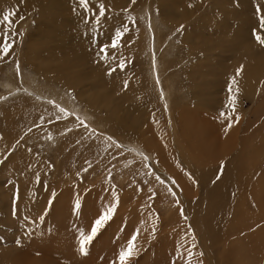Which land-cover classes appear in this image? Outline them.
<instances>
[{"label": "rangeland", "instance_id": "374dc122", "mask_svg": "<svg viewBox=\"0 0 264 264\" xmlns=\"http://www.w3.org/2000/svg\"><path fill=\"white\" fill-rule=\"evenodd\" d=\"M233 1L234 0H218L217 10H215L214 7L211 8L209 6L211 3L209 0H197L196 6L191 11L190 18L188 19L189 21L196 23L200 22L207 17L206 14L215 11L211 12L215 14V17L220 16V20L229 22L228 28H224L223 23L219 20L215 22V20L206 18L203 21L207 26L222 29V32H219L218 36L213 33L202 32L203 29L198 31V27V34L189 30L192 26H188V22L182 19V14L180 12L172 10L168 18H164L162 16V11L155 8L149 1L140 2L134 9L128 12V15L120 19V29L125 23L124 18L127 19L126 23H131L133 27V31L129 36L134 43L131 50L119 48L123 53V56H120L119 59L121 58L120 60H123L124 64L125 61H129L127 59H130V61L125 64L126 66L121 68L119 66L120 60L116 59L114 61L115 64L111 68L108 66L104 69L105 73H109L112 68H115L116 70L114 73L115 78H118L117 81L120 79L121 75H123L122 77L124 79H121L119 82L121 84H119V91L121 92L123 89L130 93H128L127 98L123 100L120 92H112L113 105L117 106V111L115 112L113 109L111 113L108 110L104 112L110 119H117V116L121 119H125L126 125L118 128L114 125L110 127V123L108 122L106 124L104 122L105 119L100 116L101 112H91L84 97L79 98L70 91H64L63 93L60 91V87L40 79L39 75L36 74L37 72L28 64L32 59H29L27 56L29 60L27 61L25 56L27 48H31L36 42L39 44L40 41H44L40 34L42 30L38 23L39 18L35 14H31V17L23 14V12L18 9L19 7L16 9L17 11L14 10L13 5L16 4V0H0V19H2L3 13L9 11L15 12V15L12 16V20L15 21L12 24L13 31L11 33V36L15 35L12 36L14 46L6 57L0 58V135L4 136V140L0 142V264H15L18 259H26L23 251L26 247L35 243L36 240H33V238H36L38 231L42 229L43 231L51 232L53 230V225L56 229L58 228L56 226L58 225L57 219L60 218L61 215L53 219L56 215V209L54 208L62 204H64L65 209L69 210V207L71 208L69 214L68 210H66L64 214L70 218L71 221L79 224L76 225V227H78V233L73 235V239L75 238V246L79 251L80 231L83 230L85 234H89L94 220L98 218L107 206L102 204V206H97V209L93 208L87 212L86 221L83 222L80 221L79 216H77L79 209L77 210L75 208L76 202L77 200H79V202L86 200L85 196L87 198V191H98L100 186L109 187L111 182L114 183L120 195L116 202L115 214L99 231L94 240L87 245V250L88 248L97 249L101 247L103 241L106 239L109 241V238L112 236L111 233L115 232L114 228L118 227V231H121V236H123L126 243L129 241L127 236L131 237L133 234L135 235V233L150 235L145 240V243L142 244L143 246L137 244H141L142 241H136L137 246H139L138 251L131 258L129 264H161L164 256L163 264H208L202 254L199 256L198 251L193 252L191 249V253H188L189 248H191L189 244L183 247L182 250L184 251L183 253H178L179 256H177L178 254H174V248H171L160 258L157 257L156 253L149 257L151 245L147 244V241L151 237H154V240L163 236L166 228L165 225H167V229L170 230L171 218L179 214L177 213L179 209L173 201L166 203V201L163 200L167 199L171 194L168 190L164 189V187L162 189L160 188L162 180L152 172L153 170L150 167L149 161L155 158L153 157L154 154L141 144L142 140H137L134 133L135 131H139V133L145 132V135L143 137L141 136L142 139H149V136H151L149 131H157L159 137L165 138L168 133V124L170 123V127L172 125L171 114L174 120L173 122L176 123V125L178 124L177 126H179V129H182L179 125L181 121L180 118H178L179 115H177L176 109H173V113L170 112L172 110L171 105L175 106L182 103L185 109L189 108L191 105L186 103L188 85L192 81H194L193 85L194 83L202 84L204 86L202 88L204 96L207 98H214L219 104H223L225 109L222 112L228 113L231 116V120L228 121L231 123V127H229V136L226 133H222L218 135L219 139L217 140L220 142L218 155L227 154L229 155V160L232 158L236 160H234L235 163L233 167L236 177L233 180V185H240L244 193H249L251 191L252 181H247L250 180L248 176L262 175L263 183L261 185L264 186V44H261L256 39V35L264 38V29H261L259 26V16L256 12V7L249 9L243 6V9H241V6ZM259 1L261 3L262 13H264V0ZM234 13L241 14L242 17L249 16V23L245 24V29L243 28L244 31L242 30L243 25L240 26L242 20H240L239 16L237 17L239 20H235V18H233ZM225 15L228 16V19L225 18ZM204 16L206 17L204 18ZM238 25L240 26L239 30L237 29ZM4 28V25H0V43L3 42L2 34ZM38 28L41 31H39ZM226 31L227 36L224 35ZM200 40L206 41L203 46L200 45L201 51H199V53H201L202 57L198 51H196V53L194 52L195 54L193 53L194 55H192L190 61H187L188 59L185 60L187 46L195 45V48L198 49L199 45L196 44L199 43ZM18 45L20 47H18ZM50 46L52 49V41ZM129 50L132 52L131 55ZM137 53L140 54V56H134ZM124 54L128 58H124ZM22 58L24 60H22ZM192 58L194 60H192ZM209 59L211 61H209ZM200 60L203 65L201 67L199 63ZM206 60H208V62H206ZM195 61H199V64ZM251 61L254 62V66L250 63ZM197 66H199L201 70L199 67L197 68ZM205 68H207V70ZM92 69L94 68L87 67L84 72L92 74ZM242 72L248 75L245 82L244 78L243 80H237ZM257 73L261 74L254 82L253 78ZM189 74L191 75V79ZM233 77L235 83H233ZM166 86L169 88L172 98L175 97L173 100L170 96L169 100L166 98ZM229 87L232 88L231 93L229 92ZM42 89L47 92L43 94L44 96L40 93ZM98 90H100V88ZM252 90L253 93H251ZM49 91L53 92L55 96L56 93L61 92L65 104H67L68 107L58 102L57 99L50 95ZM92 91H95V89H89L87 93H91ZM196 92H198L196 89L192 91V93ZM85 96H88V94ZM230 97H235V111L232 110ZM136 101H140L139 103L141 104V110L138 113V121H136V112L129 111L131 110L132 103ZM16 106L24 107L25 110L20 109L17 113L18 115H13V118L8 116L7 114L12 115L10 113V108L15 109L14 107ZM38 107L46 112V116L51 122L54 121V118H57L58 113H60L59 109L63 108L65 110L64 114H66V116L62 114L63 118L69 125L75 126V128H73L74 131H58L57 133L61 136L52 134L43 137L37 131L33 132L35 134L30 133L29 130L23 129L22 131V129H19L20 125L11 127L3 123L8 120H14L15 117L21 119L23 116L24 118L25 114L26 122H28L29 119L27 115L39 116L38 110H36ZM166 114L169 116L168 119ZM237 117L239 118L238 121ZM17 119L15 121L19 123ZM36 122L38 130L41 131L40 126H42L43 121L37 117ZM131 122H133L132 125ZM226 122L227 120H224L223 125H225ZM51 125L56 127L53 122ZM83 128L85 129V134L82 135L81 132L84 130ZM70 129L72 128H69V130ZM112 129L116 130L113 131ZM160 142L161 139H159L158 143L154 144V146L158 145ZM23 148L25 150H23ZM30 150L36 152L41 160L38 158H31L30 154H28ZM261 150L263 151L262 153ZM12 157H16L18 160L15 163H11L10 159H12ZM19 161L23 162L20 163ZM148 166L150 169L146 168ZM76 176L78 177L76 178ZM150 176L153 180H150L152 179ZM37 177H39V179H37ZM140 178L142 181H140ZM194 179L196 180V177ZM157 180L160 182L159 185ZM151 182L157 183L153 184ZM192 183L194 184L191 187L193 193L196 189V183ZM71 186L76 188L63 192L65 187ZM157 186H160L158 187L160 189H157ZM60 193L65 200H58L61 195ZM100 193L99 191L97 195ZM160 197H163L162 201ZM195 198L198 199L197 195ZM155 202H161L162 205H160V207L158 206V209H156L154 208ZM168 205L170 207H168ZM226 208L228 210L235 209L233 206L230 208L227 206ZM117 211L118 215L116 219ZM123 215H125V217L128 215V217L124 218ZM138 215L143 219L139 218ZM41 216H43V219H40ZM25 217H27V221H25ZM153 217L154 219L152 220ZM229 217L232 216L229 215ZM144 218L149 221L151 220V222L145 221ZM155 220H158V222ZM91 221H93V223H91ZM115 221H117L119 225ZM184 222L185 223L181 227L187 225L186 219H184ZM160 223H163V227L160 226ZM67 227L71 229L70 224H68ZM149 228L156 230L155 232L152 230L153 233L148 231ZM123 229L125 231H123ZM146 231L149 233H146ZM119 233H114L112 236L113 239L110 241L112 244L118 242L120 238ZM123 233H127L126 236H124ZM183 234L186 235L189 234V232L184 231ZM243 236L244 235H242V237ZM46 238L49 240L48 237ZM123 238L119 243L120 246L118 245L120 248H123L125 245ZM104 252L105 249H103L101 253L104 254ZM164 252L165 250H162L160 253L163 254ZM226 253L227 249H221L217 256L226 255ZM39 256V258L34 255L29 257L32 260L36 257L38 261H41L43 257L41 254ZM170 256H175L177 258L168 262ZM216 258L222 263L224 262V259ZM51 262L52 264H56L58 260L52 256ZM226 263L232 264V261L228 258ZM117 264H119V262Z\"/></svg>", "mask_w": 264, "mask_h": 264}, {"label": "bare ground", "instance_id": "6f19581e", "mask_svg": "<svg viewBox=\"0 0 264 264\" xmlns=\"http://www.w3.org/2000/svg\"><path fill=\"white\" fill-rule=\"evenodd\" d=\"M142 1H149L155 8H158L160 11H162L163 14L162 16L164 18H168L172 10L176 12H180L182 14L181 15L182 19L188 22V26H192L191 28H189V30L196 32L197 34H198L197 27H198V31L203 29L202 32L213 33L214 35L217 36L219 32H222V29L212 26H207V24H204L203 21L206 18H209L210 20H215V22L219 20L223 23L224 28H228L229 22H225V20H220L221 18L220 16L215 17V14L211 13L215 11H211L210 13L206 14L207 17L204 16V18L205 17L206 18L200 22L196 23L193 21H189L188 19L190 18L191 11L196 6L197 0L196 1L195 0H135L134 3L133 0H90V6L96 8L97 11H98V4L100 3H103L106 7V16L104 19H102L101 24L99 26H96V28L93 27V21L91 19H89V22L87 24L84 22L85 14L83 10L79 8L77 0H16V4L13 5L14 10H16L19 7L18 9L21 10L23 14L29 16L31 14L32 15L35 14L39 18L38 23L40 24L42 31L39 29L40 27L38 28V30L41 31L40 33L41 38H43L44 40V41H40L39 44H37L36 42L34 46H31L33 45L31 44L29 45L31 46V48L29 49L27 48L25 55L26 59L27 56L29 59H32L30 61L27 59V61H29L28 62L29 66L32 69H34L35 72H37L36 74L39 75L40 79H43L48 83H52L60 87L61 92L64 93V91H70L73 95L75 94V96L77 95L79 98L84 97L85 102L88 105L90 111L101 112L100 116H102L105 119V121L104 120L103 121L106 124L107 122L111 124V125L109 124L110 127L114 125L117 126L118 128L119 127L121 128L123 125H126L124 118L121 119L119 116H117L118 118L117 119L114 118L113 120L110 119L104 112L108 110L111 113L113 109L115 110V112L117 111L116 110L117 106L113 105V99L111 93L120 92L119 82L121 79L123 80L124 78L122 77L123 75H121L120 79L117 81L118 78H115L114 72H111V74L105 73L104 69L108 66H110L111 68L115 64V62L111 59L112 56H115L118 60L121 59V58L119 59V57L123 56V53L120 51L119 48L121 49L126 48L131 50L134 44L131 40L132 38L131 39L129 38V36L133 31V27L131 23H126L127 19L124 18V22H125L124 25L126 24L129 30L124 35V37L121 40H119L120 43L119 48L111 49V47H109L108 59H105L104 55L100 53V47L104 44H108V45L111 44L112 39L116 38L115 30L120 29L119 28V22L121 21L120 19L122 17H125V15H128V12L134 9L136 5ZM209 1L211 2L209 6L211 8L214 7V9L217 10L216 7L218 5V0H209ZM233 2H237L241 6V9H243V6L244 8L247 7L251 9L261 4L259 0H234ZM74 9L76 10L74 11ZM238 16L240 20H242L240 26L243 25L242 26V30H243L245 24L249 23V16L242 17L241 14L234 13L233 18H235V20L237 19L239 20V18H237ZM225 18L228 19V16L225 15ZM172 23L178 25L175 22ZM240 26L239 25L237 26L238 30ZM224 35L227 36V31L226 34ZM51 41L53 43L52 49L50 46ZM20 42H21V38H20ZM205 42H206L205 40H200V42L196 44L199 45L198 49L195 48V45L192 46L188 45L185 60L188 59L187 61H190L192 55H194L196 51H198L199 53V51H201L200 45L203 46ZM18 47L20 46L18 45ZM130 50L129 52L131 55L132 52ZM199 54L201 55V53ZM137 55L140 56V54L138 53L134 56ZM124 58H128V57L125 55ZM22 60L24 59L22 58ZM127 60L130 61V59ZM192 60L194 59L192 58ZM129 61L127 62L125 61V64H127ZM209 61L211 60L209 59ZM195 62L198 63L199 61H195ZM206 62H208V60H206ZM199 63H200V67L203 66L201 60ZM250 63H252V66H254L253 61H251ZM87 67L94 68L92 69V74L88 72L86 73L84 72L85 68ZM198 67L199 66H197V68ZM200 67L199 69L201 70ZM205 69L207 70V68ZM261 73H257L254 76L253 78L254 82L255 79L260 76ZM247 76L248 75L245 72L244 73L242 72L238 76L237 80L238 79L243 80L244 78V82H245L247 80ZM190 79H191V75H190ZM193 82L194 81H192L188 85V90L186 89L187 102L186 101L185 102L190 104L191 106L190 107L186 106L189 108L185 109L182 103L177 105H175L174 103L175 106L171 105L172 110L170 112L173 113L174 111L173 109H176V113H178L177 115H179L178 118H180L181 121L180 122L181 124L179 125L181 126L182 129H179V126H177L178 124L176 125V123L173 122L174 120L172 119V114H171L172 125L170 127V123L168 124L169 125L168 126L169 128L167 129L168 133L165 138L159 137L157 131H149L150 132L149 134H151V136H149V139L147 138L142 139V137L145 135V132L139 133V131H135L134 133V136L137 138V140L138 139L139 141L142 140L141 144L144 145L147 150L148 149L151 150V152L154 154L153 157L155 158L149 161V164L151 169L153 170L151 171L154 173V175L158 176L159 179L162 180L161 187L157 186V189L160 188L162 189L164 187V189L168 190V192H170L171 194L169 197H167V199H163V197H160L161 201L162 199L165 200L166 203L173 201V203H175L179 209L177 211V213H179L178 215H176L177 217L175 215L173 217L171 216L172 217L171 218L172 221L170 224L171 229L168 230L167 229L168 226L165 225L166 228L163 236H161L160 238H156L154 240H153L154 237L153 238L151 237L147 241V244L151 245L149 257L153 256L156 253L157 257L160 258L164 256L171 248H174V254H178V253L180 254L183 253L184 251L182 250L183 247L189 244L191 245V248H189L188 253H191V249L193 252L198 251L199 256L200 254H202L205 257L208 264H227L226 261L228 260V258L232 261V264H264V186L261 185L263 183V177L262 175L248 176L250 180L247 181L248 182L252 181L251 183L252 185L249 184L251 185V191L249 193H244L242 190V186L233 185L234 184L233 180L234 178H236L233 171L234 163L236 160L235 158L229 160V155L227 154L218 155V147L220 146V142L217 140L219 139L218 135H221L222 133H226L229 136V126H228L229 119H225L224 117H221L219 115L225 109V106H223V104H219L217 101H215L214 98L205 97L202 89L204 86L202 84H195V83L193 85ZM99 88L100 90H98ZM89 89H95V91H92L91 93H87ZM195 89L198 92L192 93V91L193 90L195 91ZM253 90L251 91V93H253ZM31 92L34 93L33 91ZM45 92L46 91L43 89L40 90V93L42 95ZM49 92L50 95H52L55 99H57L58 102L65 104L61 92L56 93V96L54 95L53 92L51 91ZM128 93L129 92L122 89L120 95L123 100L127 98ZM86 94H88V96H85ZM165 95L168 100H169V96L171 97L172 100L173 98H175V97L172 98L170 90L167 86L165 87ZM139 102L140 101H136L132 103L131 110H129L132 112L134 111L136 112V117H137L136 121H138V117H139L138 113L141 110L140 109L141 104ZM65 106L68 107L67 104H65ZM14 108L15 109L10 108V113L12 115L7 113L5 114L13 118V115H16L20 109H24V107H18V106ZM36 110H38L39 116L27 115L29 119L28 122H26V114H25L24 118L23 116L21 119H17L15 117L14 120H10V121L8 120L3 123L11 127L15 125H20L19 129H22V131L23 129L29 130L30 133L37 131L43 137H46L47 135L58 134L57 133L58 131H71L73 130V128H75V126L69 125L63 118V115L66 116V114H64L65 112L58 113L57 118H54V121H52L53 124L56 126L54 127L51 125L52 124L51 120L46 116V112L39 109V107ZM37 117H39L40 120L43 121L42 126H40L41 131L38 130V125L36 122ZM166 117L168 119L169 116L166 114ZM16 119L19 121V123L15 121ZM224 120H227L225 125H223ZM132 123L133 122H131V125ZM69 128L72 129L69 130ZM81 134L82 135L85 134V129L81 132ZM159 139H161V142L158 145L154 146V144L158 143ZM1 140H4L3 135H0V142ZM23 150L25 149L23 148ZM262 150L261 153L263 152ZM28 154H30L31 158H35V159L38 158L41 160V158L37 156L36 152L32 150H30ZM144 155H148V154H144ZM17 160L18 159L16 157H12V159H10V162L15 163ZM19 162L22 163L23 161H19ZM222 163H223V168L221 167ZM146 168L150 169L149 166ZM221 171L223 174L220 175L219 179H216L217 175ZM189 173L192 174L191 177L189 176ZM77 177L78 176H76V178ZM193 177L194 178L196 177L197 183H196V189L192 193L191 187L194 185L192 183ZM150 180H153V178ZM140 181H142L141 178ZM159 183L160 182H158V185ZM110 186L109 187L100 186L98 188L99 189L98 191L97 190L91 192L87 191V198L85 196L86 200H84L83 202L80 201L81 204L79 208V213H77V216H79L80 221L83 222L86 221L87 212H89L93 208L97 209L96 208L97 206H102V204H105L106 206L110 204H116L117 199L119 198L120 195L118 194L116 190L117 188L113 182H111ZM75 188L76 187L74 186L67 188L65 187L63 189V192ZM169 189L171 191H169ZM99 191L101 193L97 195ZM172 193H175V195H173ZM196 195L198 199L195 198ZM62 199L65 200V198H63L61 194L58 200L62 201ZM160 205H162L161 202H155L154 208L158 209V206L160 207ZM227 206H229V208L233 206L235 209L228 210L226 208ZM168 207L170 206L168 205ZM54 209H56V215L54 216L53 219L57 218L58 215H61V217L57 219L58 225L56 226L58 228L56 229L55 226L53 225L52 227L53 230L51 232L43 231L42 229L38 231V233L36 234V238H33V240H36L35 243H32L30 246L26 247L25 250L23 251L24 257H26V259L25 258L18 259L16 260L15 264H41V263L52 264L51 262L52 256H54L58 260L56 264H65V263L113 264V262L114 264H117L119 262L118 261L119 251L126 248L127 243L123 238V236H121L120 230L119 233L118 227L114 228L115 230L114 233L120 234V238L118 242L114 244L110 242L111 239H113L112 236L114 235V233L110 232L112 236L109 238V241L108 239L105 240L104 238L105 241H103L101 247H98L97 249L88 248L87 255H84L78 251V248L75 246L74 243L75 238L73 239L74 237L73 235L75 233H78L77 232L78 227H76V225L79 224H77L74 221H71L70 218H68L64 214V212L68 210L64 208V204L59 205ZM70 212H71V208L69 207L68 214ZM117 215H118V211L116 212V219H117ZM229 215L232 217H229ZM123 217L127 218L128 215L127 217L123 215ZM138 217L142 218L139 215ZM153 219L154 217L152 218V220ZM184 219L187 220V225L185 227H181L185 223ZM144 220L148 221L149 223L151 222V220L149 221L146 220L145 218ZM117 221L115 222L117 223ZM155 221L158 222V220ZM91 223H93V221H91ZM68 224H70L71 229L67 227ZM160 226L163 227V223H160ZM152 230H154L155 232L156 229L149 228L148 231L153 232ZM123 231L125 230L123 229ZM148 231H146V233ZM184 231L186 232L188 231L189 234L186 235L183 234ZM126 234L123 233L124 236H126ZM242 235L244 236L242 237ZM148 236L150 235L139 233L138 234L139 239H137V241L140 240V242L142 241V243L141 244L137 243V244L142 245L143 243H145V240L147 239ZM46 237H48L49 240ZM122 238L124 239L125 245L123 248H120L119 243L121 242ZM127 238L130 239L131 237L127 236ZM103 249H105L104 254L101 253ZM221 249H227L226 255L217 256ZM162 250H165L163 254L160 253ZM40 254L43 258L41 261H38L37 259L40 257L39 256ZM179 254L177 256H179ZM32 255L38 258L35 257V259L32 260L29 257ZM216 257L222 260L224 259V262L222 263L220 260H217ZM164 258L162 259L161 264H163ZM175 258L177 257L170 256L168 262H171Z\"/></svg>", "mask_w": 264, "mask_h": 264}, {"label": "snow or ice", "instance_id": "6c2138e0", "mask_svg": "<svg viewBox=\"0 0 264 264\" xmlns=\"http://www.w3.org/2000/svg\"><path fill=\"white\" fill-rule=\"evenodd\" d=\"M135 0H133V3ZM77 3L79 5V8L83 10L85 14V20L84 22L87 24L89 22V19L93 21V27L96 28V26H99L101 24L102 19L106 16V7L103 3L98 4V11L96 8H93L90 6V0H77ZM76 9H74L75 11ZM256 12L259 16V26L261 29H264V13H262V8L260 5L256 6ZM15 15L14 11H9L2 14V19H0V25H4V31H3V42L0 43V58L6 57L9 54V51L14 46V40L12 39L11 33H12V16ZM128 26L125 24L121 29L115 30V39H112L111 44H104L100 47V53L104 55L105 59H108V50L109 47L111 49H117L120 47L119 40H121L124 35L128 32ZM255 35V33H254ZM256 39L261 43L264 44V38H261V36L256 35ZM111 59L115 61L117 58L115 56H112ZM121 68L126 66L124 64V61H120ZM116 69L112 68L109 72H114ZM239 74V73H237ZM233 83H235V80L233 78ZM229 92H232V88L229 87ZM235 97H230V104L232 105V110L235 111ZM61 113H63L65 110L63 108L59 109ZM221 117H224L225 119L231 120V116L228 113L221 112ZM237 117V121H238ZM231 127V123L228 125ZM223 168V163L221 165ZM222 171L217 175L216 179L220 178V175H222ZM189 176L191 177L192 174L189 173ZM39 179V177H37ZM193 182L197 183V181L193 177ZM171 191V190H170ZM175 195V193H172ZM75 208L78 210L80 208V202L77 200ZM116 211V204H110L106 207V209L94 220V223L91 226L90 233L85 234L83 230L80 231L79 235V251L81 254L87 255V245H89L94 238L97 236L99 231L105 226V224L113 217L114 213ZM183 211V210H181ZM25 221H27V217L24 218ZM40 219H43V216L40 217ZM138 238V233L135 235H132L129 241L127 242L126 248L119 251L118 254V261L119 264H129V261L134 256V254L138 251V246L136 244ZM114 264V262H113Z\"/></svg>", "mask_w": 264, "mask_h": 264}]
</instances>
